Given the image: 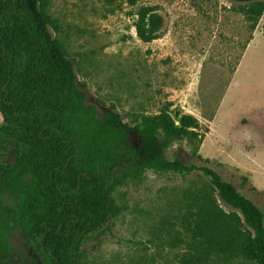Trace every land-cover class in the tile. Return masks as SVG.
<instances>
[{
    "label": "rangeland",
    "instance_id": "obj_1",
    "mask_svg": "<svg viewBox=\"0 0 264 264\" xmlns=\"http://www.w3.org/2000/svg\"><path fill=\"white\" fill-rule=\"evenodd\" d=\"M251 1L43 0V8L74 62L79 86L88 89L102 112L115 108L129 123L164 107L193 114L201 138L175 142L167 157L195 161L198 146L208 165L264 212V12L252 28L238 10ZM142 6L160 14V38L146 42L139 37ZM81 99L75 90L58 99L65 121L83 142L75 165L101 172L113 211L107 223L84 236L79 264H179L178 254L186 249L177 239L186 237L182 214L196 209L198 201L224 218L234 209L201 171H136L138 162L129 158L106 166L88 141L95 119ZM20 137L0 104V163L16 162L25 150ZM2 199L15 202L9 193ZM228 222L243 241L242 228ZM10 244L11 256L0 264H50L24 227L14 231ZM228 264L255 263L239 253Z\"/></svg>",
    "mask_w": 264,
    "mask_h": 264
},
{
    "label": "trees",
    "instance_id": "obj_2",
    "mask_svg": "<svg viewBox=\"0 0 264 264\" xmlns=\"http://www.w3.org/2000/svg\"><path fill=\"white\" fill-rule=\"evenodd\" d=\"M238 10L255 28L264 0L240 4ZM137 13L139 37L146 42L160 38L162 18L156 8L142 6ZM51 23L43 0H0V104L8 124L21 131L25 148L16 162L0 163V263L11 256L10 239L22 226L50 264H79L84 236L112 216L113 199L101 172L75 165L83 142L65 121L58 100L75 90L82 98L81 107L95 119L88 141L106 166L129 158L138 162L136 171H201L234 209L224 212V218L198 201L196 209L182 214L186 237L177 239L185 242L186 249L178 254L179 264H228L239 253L249 263L264 264L260 207L208 165L210 159L199 153L198 146L193 150L195 161L166 155L177 141L201 138L199 119L164 107L129 123L115 108L102 112L86 105L85 93L75 85L74 62L54 36ZM4 193L14 197V204L2 199ZM228 221L242 228L243 241Z\"/></svg>",
    "mask_w": 264,
    "mask_h": 264
},
{
    "label": "water",
    "instance_id": "obj_3",
    "mask_svg": "<svg viewBox=\"0 0 264 264\" xmlns=\"http://www.w3.org/2000/svg\"><path fill=\"white\" fill-rule=\"evenodd\" d=\"M75 85L77 87V89L79 91H82L85 93V99H84V102L86 105H91V106H94L96 107L97 110L101 111L102 110V107L94 100L91 99V94L89 93L88 89L85 88V87H81L79 86L78 84V79L76 78L75 79Z\"/></svg>",
    "mask_w": 264,
    "mask_h": 264
},
{
    "label": "clouds",
    "instance_id": "obj_4",
    "mask_svg": "<svg viewBox=\"0 0 264 264\" xmlns=\"http://www.w3.org/2000/svg\"><path fill=\"white\" fill-rule=\"evenodd\" d=\"M146 175H148V178L149 179H155V176L151 173H146Z\"/></svg>",
    "mask_w": 264,
    "mask_h": 264
}]
</instances>
